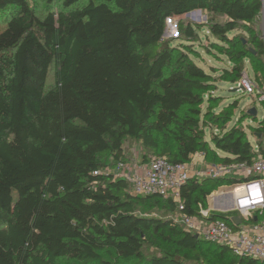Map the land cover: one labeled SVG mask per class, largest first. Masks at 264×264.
I'll return each instance as SVG.
<instances>
[{
    "label": "trees",
    "instance_id": "obj_1",
    "mask_svg": "<svg viewBox=\"0 0 264 264\" xmlns=\"http://www.w3.org/2000/svg\"><path fill=\"white\" fill-rule=\"evenodd\" d=\"M78 3L61 0V9L40 16L36 0H0V264H114L103 254L133 264H264L148 214L199 215L216 188L242 177L189 178L179 209L159 195H133L128 182L103 170L123 162L127 139L171 162L196 152L209 164H250L264 155V117L254 143L236 125L211 132L208 142L200 115L213 78L162 38L169 17L196 9L222 15L209 30L232 49V82L248 58L259 96L264 40L252 24L260 0ZM240 23L248 39L230 35ZM176 29L195 40L190 24L179 20ZM149 161L142 153V163Z\"/></svg>",
    "mask_w": 264,
    "mask_h": 264
},
{
    "label": "built area",
    "instance_id": "obj_2",
    "mask_svg": "<svg viewBox=\"0 0 264 264\" xmlns=\"http://www.w3.org/2000/svg\"><path fill=\"white\" fill-rule=\"evenodd\" d=\"M260 15L263 19L264 0H260ZM237 85L245 94L257 93L256 85L246 71ZM263 99L264 94H260L258 101ZM203 159L202 152L191 154L189 161L184 163L159 156L152 158L147 165L119 162L114 170H103L115 179L128 182L133 195H159L171 199L179 209H182L181 187L189 178L242 177L241 182L228 185L230 190L221 194V205L217 210L200 208L199 215H182V223L185 229L209 242L226 246L234 255L264 262V155L254 158L250 164H202L201 168H191L192 164L202 163ZM217 214H225L227 218ZM234 216L239 217L237 224L232 220Z\"/></svg>",
    "mask_w": 264,
    "mask_h": 264
},
{
    "label": "rangeland",
    "instance_id": "obj_3",
    "mask_svg": "<svg viewBox=\"0 0 264 264\" xmlns=\"http://www.w3.org/2000/svg\"><path fill=\"white\" fill-rule=\"evenodd\" d=\"M87 0H79V3L75 6L82 5ZM39 7V15L43 16L47 10L56 11L61 9V0H56L53 5H46L44 0H36ZM181 20L183 24H190L192 29L196 33L195 40H187L176 29L177 22ZM225 18L219 14L208 13L204 10L200 12L199 17L197 14L182 15L181 17H169L165 21V35L162 36L163 40L168 41L170 44L177 46L179 49L185 50L189 53L190 57L195 63L202 67L205 71L209 72L213 78V84L210 88L203 93V103L201 104V124L205 130V137L208 142L210 140L211 132H218L220 130L226 131L232 126L241 127L252 143L254 138L252 137L253 129L258 126V120L264 117V108L258 101V96L245 94L241 90H234L238 85L237 82H232L233 77V62L226 55V51H232V49L225 43L215 38L210 30L209 24L211 22L222 23ZM4 23H0V28ZM197 24H201L200 27H196ZM252 29L260 35L264 40V22L260 17H256L252 24ZM231 36L238 37L239 39H248L247 26L240 23L236 29L230 32ZM244 70L254 81L257 80V75L254 73L251 62L248 58L243 59ZM260 75V74H258ZM261 78V76H260ZM240 80V79H239ZM259 89L264 91V85L259 84ZM255 107L257 110L256 116H250L248 111ZM213 125H208V122ZM203 121V122H202ZM142 153H146L148 159L158 157L160 155L154 154L151 150L145 149L137 141L127 139L124 141L123 146V158L121 159L127 164H142ZM205 159V158H204ZM211 160H204V164H209ZM104 170H114V164H109L103 168ZM221 192H225V187L216 188ZM130 191V187H129ZM131 192V191H130ZM210 198V204L212 205V199ZM214 199L213 202H215ZM215 206V203H213ZM208 207V206H207ZM149 212V211H148ZM148 214L161 215L166 218H171L175 222L182 223V217L179 213L163 214L159 211H150ZM212 249V248H211ZM154 247L146 249V254L153 253ZM211 251V250H210ZM208 252L209 256H214V251ZM105 259L111 260L114 264H133V259H111L107 254H103ZM57 264H81L76 260L69 258H59Z\"/></svg>",
    "mask_w": 264,
    "mask_h": 264
},
{
    "label": "crops",
    "instance_id": "obj_4",
    "mask_svg": "<svg viewBox=\"0 0 264 264\" xmlns=\"http://www.w3.org/2000/svg\"><path fill=\"white\" fill-rule=\"evenodd\" d=\"M194 154V153H193ZM204 160L205 159H203V160H201V162L202 163H195V164H192L191 165V168L192 169H198V168H201L202 167V164L204 165ZM200 162V161H199ZM148 163H143V165H147ZM222 187H225L227 190L226 191H229L230 190V188L228 187V185H222V186H219L218 188H222ZM223 193V191L221 192L219 189H217V190H214L209 196H208V198H207V206L208 207H206L205 208V210L207 209V210H213V211H215V210H217L218 209V207H220V203H221V197H222V194ZM230 195V194H229ZM209 197H214V199H216V201L215 202H213L214 201V199H212V205H209L210 204V198ZM213 203H215V206L213 205ZM203 209V208H202ZM193 233H195V232H193Z\"/></svg>",
    "mask_w": 264,
    "mask_h": 264
},
{
    "label": "water",
    "instance_id": "obj_5",
    "mask_svg": "<svg viewBox=\"0 0 264 264\" xmlns=\"http://www.w3.org/2000/svg\"><path fill=\"white\" fill-rule=\"evenodd\" d=\"M200 12H201V10L200 9H196V10H193V11H190V12H188V13H186V15H194V14H197V16L199 17V15H200ZM168 19V18H167ZM166 19V20H167ZM165 35V31H164V33H163V36ZM250 51L253 53L254 51L253 50H251L250 49ZM234 90H236V91H238V90H241V86H237ZM248 114L250 115V116H256L257 115V110H256V108L255 107H252L249 111H248ZM212 218V217H211ZM232 220L234 221V223L235 224H237L238 222H239V217L238 216H234V217H232ZM194 235V237H198L199 235L197 234V233H194L193 234Z\"/></svg>",
    "mask_w": 264,
    "mask_h": 264
}]
</instances>
